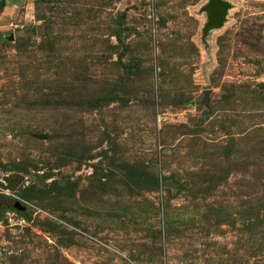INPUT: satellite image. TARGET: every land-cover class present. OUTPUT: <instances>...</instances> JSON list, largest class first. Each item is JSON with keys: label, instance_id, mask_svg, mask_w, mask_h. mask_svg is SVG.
<instances>
[{"label": "rangeland", "instance_id": "obj_1", "mask_svg": "<svg viewBox=\"0 0 264 264\" xmlns=\"http://www.w3.org/2000/svg\"><path fill=\"white\" fill-rule=\"evenodd\" d=\"M225 1L0 0V264H264V0Z\"/></svg>", "mask_w": 264, "mask_h": 264}, {"label": "water", "instance_id": "obj_2", "mask_svg": "<svg viewBox=\"0 0 264 264\" xmlns=\"http://www.w3.org/2000/svg\"><path fill=\"white\" fill-rule=\"evenodd\" d=\"M230 5L225 0H209L205 5L204 10L207 14V22L204 27L203 34L206 35L212 27H221L225 22L226 15ZM39 139H46L45 135L38 137ZM2 208L23 213L26 206L19 200L12 198L0 199V210Z\"/></svg>", "mask_w": 264, "mask_h": 264}, {"label": "trees", "instance_id": "obj_3", "mask_svg": "<svg viewBox=\"0 0 264 264\" xmlns=\"http://www.w3.org/2000/svg\"><path fill=\"white\" fill-rule=\"evenodd\" d=\"M5 199V198H4ZM1 210H5V208H2Z\"/></svg>", "mask_w": 264, "mask_h": 264}]
</instances>
